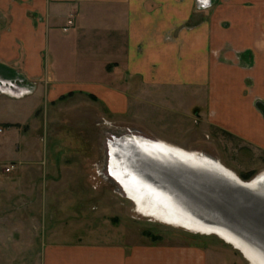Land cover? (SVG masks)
Wrapping results in <instances>:
<instances>
[{
  "label": "rangeland",
  "instance_id": "1",
  "mask_svg": "<svg viewBox=\"0 0 264 264\" xmlns=\"http://www.w3.org/2000/svg\"><path fill=\"white\" fill-rule=\"evenodd\" d=\"M45 7L46 0H0V264H102L107 247L124 248L126 256L137 247L165 252L171 264L175 259L193 264L187 254H178L187 248L198 251L200 264H248L215 236L138 215L108 176V142L136 133L202 151L250 179L264 168V162L254 164L261 153L227 143L237 137L212 121L225 116L227 106L208 111L204 87L180 92L172 101L170 88L152 98L139 81L133 88L132 82L115 80L119 97L113 99L68 82L59 85L52 67L38 65L45 52L36 27H43ZM229 16L238 32L229 36L236 43L214 51L218 74L230 79L216 83L221 103L240 94L255 108L256 101L264 102V0H238ZM81 73L77 68L74 75Z\"/></svg>",
  "mask_w": 264,
  "mask_h": 264
},
{
  "label": "crops",
  "instance_id": "2",
  "mask_svg": "<svg viewBox=\"0 0 264 264\" xmlns=\"http://www.w3.org/2000/svg\"><path fill=\"white\" fill-rule=\"evenodd\" d=\"M236 1L216 0L214 5L202 9L197 7L196 0H46L43 27H36L41 33L40 50L43 55L45 52L43 58H38V65L52 67L53 77L61 86L68 82L77 85L73 87L77 90L107 95L109 99L119 97L113 88L115 80L117 84L132 82L133 88L136 81L144 83L150 88L152 98L160 96L159 89L170 88L172 101L180 92H197L204 87L209 96L208 111L218 112L227 106L222 113L225 116L218 115L212 120L227 131L226 135L237 137L234 139L237 142L232 139L227 143L245 144L253 148V153L258 150L261 158L254 164L261 165L264 162L261 111L257 113L254 103L251 105L240 94L241 97L236 95L228 103H221L220 86L216 84L230 80L218 74L220 63L214 51L236 43L229 36L238 33L234 18L226 17L227 12L230 14L236 8ZM248 46L252 45L248 43ZM261 49L260 76L264 82L263 43ZM77 68L84 70V74L76 77ZM156 139L177 146L174 142ZM122 249L116 247L114 251L107 247L102 264H171L165 252L160 255L149 249L141 252L137 247L127 250L126 256ZM180 253L198 262L193 264H200L196 249L187 248ZM175 261L174 264H189Z\"/></svg>",
  "mask_w": 264,
  "mask_h": 264
},
{
  "label": "bare ground",
  "instance_id": "3",
  "mask_svg": "<svg viewBox=\"0 0 264 264\" xmlns=\"http://www.w3.org/2000/svg\"><path fill=\"white\" fill-rule=\"evenodd\" d=\"M107 151L110 175L107 169L106 173L119 186L123 196L133 204L135 213L192 234L215 236L239 252L248 264H264V246L222 225L216 217L207 215L202 209L186 204L165 181V176L174 174L177 178L182 177L185 182L195 181L192 174L206 172L252 192L264 193V168L250 179L243 180L218 158L136 133L124 134L110 140ZM137 156L147 161L153 158L157 162L152 161V166L138 161L139 165L136 162ZM145 172L152 177L145 175ZM155 179L158 180L157 183L153 181ZM167 180L171 181L170 178Z\"/></svg>",
  "mask_w": 264,
  "mask_h": 264
},
{
  "label": "water",
  "instance_id": "4",
  "mask_svg": "<svg viewBox=\"0 0 264 264\" xmlns=\"http://www.w3.org/2000/svg\"><path fill=\"white\" fill-rule=\"evenodd\" d=\"M255 106L264 117V103L256 101ZM137 158L136 162L142 161L152 166L157 162L153 158L148 161L138 156ZM145 173L152 177L150 173ZM191 176L195 181L185 182L182 177L177 178L175 174L165 176L166 180L162 179L186 204L202 209L207 215L216 217L222 225L264 246V193L252 192L211 173L203 172ZM168 177L171 181L167 180ZM153 181L157 183L158 180Z\"/></svg>",
  "mask_w": 264,
  "mask_h": 264
},
{
  "label": "built area",
  "instance_id": "5",
  "mask_svg": "<svg viewBox=\"0 0 264 264\" xmlns=\"http://www.w3.org/2000/svg\"><path fill=\"white\" fill-rule=\"evenodd\" d=\"M212 2V0H196V5L197 7L199 8H205V7H208L210 6V3ZM8 81V80H7ZM7 81H2V82H7ZM10 167H7L6 168V171H9Z\"/></svg>",
  "mask_w": 264,
  "mask_h": 264
},
{
  "label": "trees",
  "instance_id": "6",
  "mask_svg": "<svg viewBox=\"0 0 264 264\" xmlns=\"http://www.w3.org/2000/svg\"><path fill=\"white\" fill-rule=\"evenodd\" d=\"M241 178V177H240ZM242 179V178H241ZM243 180H245V179H243ZM248 180V179H247Z\"/></svg>",
  "mask_w": 264,
  "mask_h": 264
}]
</instances>
